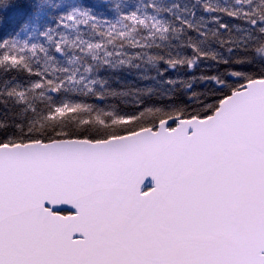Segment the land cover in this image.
Returning <instances> with one entry per match:
<instances>
[{
    "label": "snow or ice",
    "instance_id": "obj_1",
    "mask_svg": "<svg viewBox=\"0 0 264 264\" xmlns=\"http://www.w3.org/2000/svg\"><path fill=\"white\" fill-rule=\"evenodd\" d=\"M224 11L264 34V0ZM0 63L44 86L2 38ZM230 75L202 109L96 121L118 134L0 135V264H264V74Z\"/></svg>",
    "mask_w": 264,
    "mask_h": 264
},
{
    "label": "trees",
    "instance_id": "obj_2",
    "mask_svg": "<svg viewBox=\"0 0 264 264\" xmlns=\"http://www.w3.org/2000/svg\"><path fill=\"white\" fill-rule=\"evenodd\" d=\"M242 7L243 0H0V38L32 73L47 78L36 88L41 77L20 64L0 63V135L118 134L121 126L96 121L137 106L145 109L137 126L202 109L220 91L213 77L235 85L240 81L232 72L264 74V34L241 13L233 19L224 11ZM133 15L144 23L126 19ZM97 43L103 46L89 49ZM61 83L59 92L51 90ZM64 106L82 110L49 118Z\"/></svg>",
    "mask_w": 264,
    "mask_h": 264
},
{
    "label": "water",
    "instance_id": "obj_3",
    "mask_svg": "<svg viewBox=\"0 0 264 264\" xmlns=\"http://www.w3.org/2000/svg\"><path fill=\"white\" fill-rule=\"evenodd\" d=\"M148 182L146 181V184H147ZM76 238H79V237H76Z\"/></svg>",
    "mask_w": 264,
    "mask_h": 264
}]
</instances>
